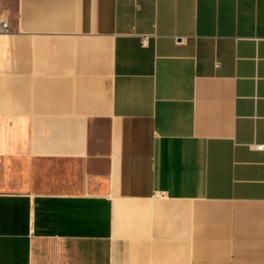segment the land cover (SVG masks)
<instances>
[{"label":"crops","instance_id":"crops-1","mask_svg":"<svg viewBox=\"0 0 264 264\" xmlns=\"http://www.w3.org/2000/svg\"><path fill=\"white\" fill-rule=\"evenodd\" d=\"M0 14V264H264V0Z\"/></svg>","mask_w":264,"mask_h":264},{"label":"built area","instance_id":"built-area-1","mask_svg":"<svg viewBox=\"0 0 264 264\" xmlns=\"http://www.w3.org/2000/svg\"><path fill=\"white\" fill-rule=\"evenodd\" d=\"M10 31L9 23L3 14H0V34H6ZM257 150H264V144L255 145Z\"/></svg>","mask_w":264,"mask_h":264}]
</instances>
